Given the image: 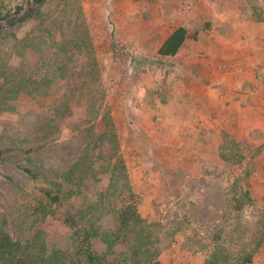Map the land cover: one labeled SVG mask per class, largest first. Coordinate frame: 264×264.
<instances>
[{
  "label": "rangeland",
  "instance_id": "1",
  "mask_svg": "<svg viewBox=\"0 0 264 264\" xmlns=\"http://www.w3.org/2000/svg\"><path fill=\"white\" fill-rule=\"evenodd\" d=\"M21 1L0 0V9ZM194 7L193 0H180L170 15L171 7L164 0H59L47 8L45 21L25 28L29 33L26 50L14 55L13 61L48 60L63 80L54 85L52 95L40 102L25 97L23 105L35 103L37 112L46 115L51 125L60 123L62 129L53 144L29 156L14 149L0 158V208L9 218L14 238L37 233L39 246L49 251L71 245L72 231L63 222L61 207L70 210L72 198L64 199L63 206H50L43 190L59 188L61 174L89 137L79 119L85 115L81 106L89 103L91 90L77 91L85 93L82 105L70 112L62 108L63 96L69 92L67 81L81 71L86 58L56 52V42L64 36L69 39L84 25L101 71L95 89L105 94L94 114L109 109L113 116L139 212L158 241L154 249L159 264H202L216 247L219 255L235 263L254 249L264 214V116L250 126H238L237 120L202 130L180 126L179 135L173 136L171 131L177 129L173 118L181 112L173 111L178 105L169 102V90H159L166 84V73L155 46L149 45L160 40L154 35L155 20L165 26L171 24L167 20L177 19L176 24H188L191 37L196 38L207 21L195 18ZM252 11L255 19L264 22V0H253ZM1 45L7 56L10 45ZM156 63L162 65L160 71ZM157 102L162 103L160 109L154 106ZM22 123L17 113L0 114V144L12 145L24 138ZM108 184L107 176L91 179L89 193L97 198ZM62 185L69 188L67 183ZM246 190L251 201L244 196ZM250 264H264V242Z\"/></svg>",
  "mask_w": 264,
  "mask_h": 264
},
{
  "label": "trees",
  "instance_id": "2",
  "mask_svg": "<svg viewBox=\"0 0 264 264\" xmlns=\"http://www.w3.org/2000/svg\"><path fill=\"white\" fill-rule=\"evenodd\" d=\"M57 1L22 0L8 9H0V46L3 43L10 45L8 57L0 50V114H19L23 122L21 129L26 131V136L12 145L6 142L0 144V158L14 149L29 156L53 144L61 134L60 123L51 125L46 115L36 111L35 103L23 105L25 97L40 102L41 98L53 94L54 85L62 79L53 64L41 59L24 64L13 61L14 55H23L26 50L29 33L25 28L45 21L48 17L47 8ZM188 37L191 35L185 26L175 28L166 37L158 53L175 55ZM56 43L57 54L78 53L87 61L79 73L68 79L66 87L69 92L63 96L65 101L62 108L70 112L75 105H82L85 93L78 94L77 91L91 90L90 96L86 98L89 103L81 106L85 115L79 119L82 129L89 131V137L79 155L61 174L59 188L43 190L50 200V206L56 203L63 206L64 199L72 198L70 210L61 207L63 222L72 231L71 245L67 249L49 251L48 248L41 249L37 233L29 238H14L9 230V218L0 208V264H159L158 250L156 252L154 249L158 241L153 238L152 230L139 212L126 162L120 151V139L113 116L109 109H99L94 114L96 103L103 101L105 94L95 89V85H99L101 71L98 69L89 28L83 25L69 39L64 36L60 43ZM1 54L9 60L6 61ZM22 108L30 112L26 113ZM97 149H100V156L96 159ZM24 170L33 177L38 175L31 168L25 167ZM106 176L109 184L96 198L89 193L90 180L100 181ZM64 183L68 184V189H64ZM244 196L252 200L249 190L244 192ZM106 217H110L109 222L105 221ZM259 226L262 234L254 242V249L236 259L235 263L219 255V247H216L202 264L252 263L256 251L264 242V214Z\"/></svg>",
  "mask_w": 264,
  "mask_h": 264
},
{
  "label": "crops",
  "instance_id": "3",
  "mask_svg": "<svg viewBox=\"0 0 264 264\" xmlns=\"http://www.w3.org/2000/svg\"><path fill=\"white\" fill-rule=\"evenodd\" d=\"M164 1L171 7L168 13L174 14L180 0ZM193 1L195 18L207 21L196 38L188 37L175 55L159 54L160 46L175 28L181 25L189 28L185 23L177 25V19L173 18L165 26L155 20L154 35L160 40L148 43L155 46L157 60L166 73V84L159 90H169V102L178 105L173 111L181 112L173 118L172 125L177 129L171 134L179 135L180 126L202 130L220 126L221 121L237 120L238 126H250L262 120L264 22L252 15L253 0ZM156 65L160 71L162 65ZM160 104L154 106L160 109Z\"/></svg>",
  "mask_w": 264,
  "mask_h": 264
},
{
  "label": "clouds",
  "instance_id": "4",
  "mask_svg": "<svg viewBox=\"0 0 264 264\" xmlns=\"http://www.w3.org/2000/svg\"><path fill=\"white\" fill-rule=\"evenodd\" d=\"M245 219H249V217L247 215H245Z\"/></svg>",
  "mask_w": 264,
  "mask_h": 264
}]
</instances>
